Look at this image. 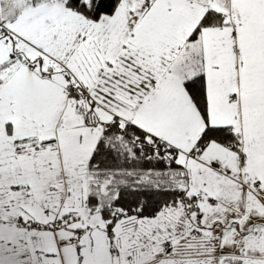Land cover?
<instances>
[{
	"label": "snow or ice",
	"instance_id": "snow-or-ice-1",
	"mask_svg": "<svg viewBox=\"0 0 264 264\" xmlns=\"http://www.w3.org/2000/svg\"><path fill=\"white\" fill-rule=\"evenodd\" d=\"M0 264H264V0H0Z\"/></svg>",
	"mask_w": 264,
	"mask_h": 264
}]
</instances>
